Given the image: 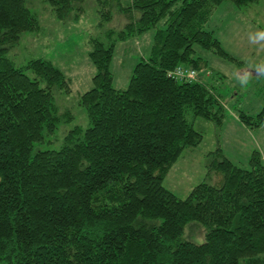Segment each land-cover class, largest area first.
<instances>
[{"label":"trees","instance_id":"obj_1","mask_svg":"<svg viewBox=\"0 0 264 264\" xmlns=\"http://www.w3.org/2000/svg\"><path fill=\"white\" fill-rule=\"evenodd\" d=\"M42 1L59 20H77L83 10V0ZM221 1L95 0L98 25L113 12L125 22L89 38L94 73L77 98L87 123L57 140L47 136L71 113L59 111L54 96L69 92L68 79L46 59L15 65L5 55L38 21L25 0H0V264H264L258 151L246 168L210 151L205 176L215 181L198 182L183 198L161 184L182 150L200 141L194 118L217 126L223 116L218 95L195 71L204 60L193 49L227 56L204 28ZM151 28L148 54L125 88H114L115 42ZM176 66L196 76L175 79ZM190 221L204 227L199 243L181 237Z\"/></svg>","mask_w":264,"mask_h":264},{"label":"rangeland","instance_id":"obj_2","mask_svg":"<svg viewBox=\"0 0 264 264\" xmlns=\"http://www.w3.org/2000/svg\"><path fill=\"white\" fill-rule=\"evenodd\" d=\"M126 1L121 0L123 4ZM24 4L35 13L38 27L21 32L5 55L15 65L34 58L46 59L68 79L69 92L55 95L54 102L59 111L69 110L71 118L60 122L47 136L59 140L72 126L84 128L87 123L77 98L91 86L94 73L88 57L89 38L107 28H121L125 17L113 12L110 20L98 25L101 17L95 0H83V10L77 20L56 19L42 0H25ZM161 27L159 22L156 28ZM204 28L212 31L227 56L194 44V55L204 60V65L195 71L218 95L223 116L217 126L210 120L194 118L192 127L200 132V141L182 150L161 181L162 186L178 198L185 197L200 181H215L214 176H205V165L210 160L208 153L215 148H219L232 163L244 168L248 166L250 154L258 151L264 164V118L257 121V114L264 104V75L257 74L253 67L264 61V41L250 40V34L264 30V0H247L239 7L223 0L215 6ZM154 30L151 28L115 42L109 62L114 88H125L133 65L148 54ZM247 74H250L248 84L241 86L239 79ZM240 114L249 118L242 117L243 122L238 118ZM36 148H44V145L35 144ZM203 232L200 223L190 221L183 226L181 237L199 243L203 240Z\"/></svg>","mask_w":264,"mask_h":264},{"label":"clouds","instance_id":"obj_3","mask_svg":"<svg viewBox=\"0 0 264 264\" xmlns=\"http://www.w3.org/2000/svg\"><path fill=\"white\" fill-rule=\"evenodd\" d=\"M250 40L252 42L264 41V30L250 34ZM253 67L257 74L264 75V61L255 64ZM249 78H250V74L244 75L243 78L239 79L240 85L246 86L248 84Z\"/></svg>","mask_w":264,"mask_h":264},{"label":"built area","instance_id":"obj_4","mask_svg":"<svg viewBox=\"0 0 264 264\" xmlns=\"http://www.w3.org/2000/svg\"><path fill=\"white\" fill-rule=\"evenodd\" d=\"M169 75L179 80H190V79H194L195 77V73L192 68H183L181 66L174 67L169 72Z\"/></svg>","mask_w":264,"mask_h":264}]
</instances>
